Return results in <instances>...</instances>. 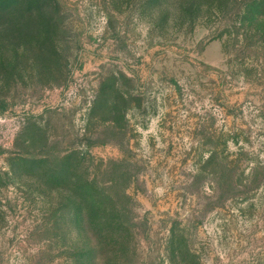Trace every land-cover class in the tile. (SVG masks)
<instances>
[{
    "label": "rangeland",
    "instance_id": "rangeland-1",
    "mask_svg": "<svg viewBox=\"0 0 264 264\" xmlns=\"http://www.w3.org/2000/svg\"><path fill=\"white\" fill-rule=\"evenodd\" d=\"M6 3L0 264H264V0Z\"/></svg>",
    "mask_w": 264,
    "mask_h": 264
},
{
    "label": "trees",
    "instance_id": "trees-1",
    "mask_svg": "<svg viewBox=\"0 0 264 264\" xmlns=\"http://www.w3.org/2000/svg\"><path fill=\"white\" fill-rule=\"evenodd\" d=\"M38 0H9V3H6V5H11V8H20L23 5L31 6L32 4H35ZM23 2L22 4H20ZM5 7L4 0H0V9Z\"/></svg>",
    "mask_w": 264,
    "mask_h": 264
}]
</instances>
